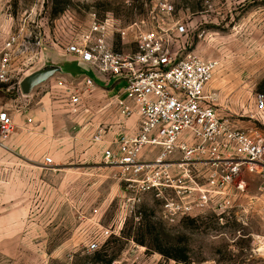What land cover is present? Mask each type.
<instances>
[{
  "label": "rangeland",
  "instance_id": "rangeland-1",
  "mask_svg": "<svg viewBox=\"0 0 264 264\" xmlns=\"http://www.w3.org/2000/svg\"><path fill=\"white\" fill-rule=\"evenodd\" d=\"M162 2L172 6L171 15L163 12ZM91 14L112 24L108 41L120 52L135 50L136 43L134 32L121 39L118 29L186 22L188 50L219 61L207 90L217 94L220 116L235 127L264 133V119L255 111L256 96L264 95V0H0V51L15 34L41 43L42 66L64 63L63 72L92 76L87 67L68 63L76 56L65 49L69 17L86 28ZM31 92L29 112L40 117L38 102L49 92L56 99L55 92L48 81ZM19 95L16 84L0 82V108L10 105L6 109L16 122L0 147V264H264V182L246 170L237 178L244 181L243 191L234 192L235 208L223 219L207 213L166 221L158 200L148 195L140 218L128 216L118 234L88 251L93 209H99L104 226L118 214L117 168L103 163L76 121L60 116L44 136L24 134ZM46 156L50 164L44 163ZM16 165L38 167L40 173L30 176L41 181L35 184L29 174L25 181L4 169ZM4 176L13 178L11 185H3ZM22 198L26 204L8 210L9 199ZM10 219L21 221L9 229Z\"/></svg>",
  "mask_w": 264,
  "mask_h": 264
},
{
  "label": "built area",
  "instance_id": "built-area-1",
  "mask_svg": "<svg viewBox=\"0 0 264 264\" xmlns=\"http://www.w3.org/2000/svg\"><path fill=\"white\" fill-rule=\"evenodd\" d=\"M161 8L169 15L173 11L167 2ZM68 24L66 52L87 64L98 79L124 81L121 93L112 95L101 110L113 105L118 123L134 115L138 119L133 132L122 131L111 144L100 145L103 163L117 168L123 194L109 225H102L99 209H93L86 230L88 251L118 234L128 216L140 218L147 195L158 200L166 221L207 213L223 219L235 208L234 192L243 191L244 181L237 180L243 170L264 182V133L235 127L220 116L217 94L207 90L219 61L188 50L186 22L171 19L155 30L136 24L118 29L121 39L129 30L135 34L136 49L126 52L112 48L108 39L113 26L95 14L86 28L72 17ZM40 54L39 41L7 37L0 51V82L16 84L23 94L20 81L42 66ZM49 83L69 114L90 113L87 103L98 87L94 79L73 76ZM102 97L107 98L105 91ZM255 111L264 119L263 94L255 98ZM15 128L12 114L0 108V147ZM103 134L104 129L97 128L90 141L103 142ZM44 163L50 164L51 158L46 156Z\"/></svg>",
  "mask_w": 264,
  "mask_h": 264
},
{
  "label": "crops",
  "instance_id": "crops-1",
  "mask_svg": "<svg viewBox=\"0 0 264 264\" xmlns=\"http://www.w3.org/2000/svg\"><path fill=\"white\" fill-rule=\"evenodd\" d=\"M67 61L68 63L71 62V63L77 64L80 67H87L90 70V72H92V76L86 75L83 73L78 74V75H72L70 72L68 73L64 72V73H59V76L57 77L53 76L50 81L53 82L59 78H66V77H73V76L75 77L76 76H89L92 79H94L98 87L95 90L94 96L87 103V106L90 108V113H88L86 116L83 115L82 117H74L73 115L69 114L68 108L63 107V105L59 103L58 100L54 99V96L50 97L48 95L50 94L49 92L46 94L48 97L47 100L43 101L44 97L46 98V96H43V98H41L40 101L38 102V104L39 103L40 104L43 103V104L40 105L39 113H37V115L40 114V117L37 116L35 118L32 112L31 111L29 112V107H28L30 99H32V97L34 96V92H31L25 95L23 94L24 96L21 94L22 96L19 95L20 99H18V102L21 104L20 107L22 110L21 112L23 114L21 128L23 129V133L27 134V136H31L34 134L35 138H38L39 136H44L46 134V131L48 132L51 127L56 125V123H58L57 121H59L58 118L62 116L65 119L69 120L70 122L76 121L78 127L80 128L79 133H81V135L86 137V140H88L89 145L93 144L97 146L98 151L100 152V155H101L100 145L102 143H104L105 145L111 144L114 140H116L117 135L120 132L122 131L133 132L136 129L137 121H138L137 116L134 115L126 120H123L124 122L118 123L117 117H114V114H113L114 112L113 105H108V107H106L104 110H101V107L109 102V99L111 98L112 95L116 93H121L123 86H124L123 80L117 79V78H112L107 81L100 80L95 76V74L88 67V65L82 62L81 60L75 58V59H71ZM63 64H60V65H63ZM48 84L50 85L49 81H48ZM103 91L106 92L107 98L102 97ZM4 107L6 109L10 107V105L4 106ZM63 125H66L67 127L68 124L67 123L62 124L61 126ZM99 127H102L104 129L103 142L92 143L90 141L91 134ZM4 169L12 173L14 172L19 173L20 174L19 178L25 181L27 180L26 176L28 174H29L28 176H30L31 173H34V174L36 172L40 173L38 172L37 170L38 167L36 166L16 165V166L4 167ZM30 177H34V180H32V182H34L35 184L41 181V179H39L37 175H33ZM12 180L13 178L11 176L9 177L4 176L2 179V183L4 186H9L11 185ZM119 188H120V195H122L123 191H122V186L120 185V183H119ZM26 201H27L26 198L18 199L17 202H11V200L9 199L5 204L7 205L8 210L9 209L13 210V206H16L17 204H22V202H25L26 204ZM14 221L15 223H17V222H20L21 220L10 219L6 221V223H8L9 229L13 227L12 224H14ZM14 230L17 231L16 228Z\"/></svg>",
  "mask_w": 264,
  "mask_h": 264
},
{
  "label": "water",
  "instance_id": "water-1",
  "mask_svg": "<svg viewBox=\"0 0 264 264\" xmlns=\"http://www.w3.org/2000/svg\"><path fill=\"white\" fill-rule=\"evenodd\" d=\"M57 73H64L60 64H47L39 67L22 78L20 81L21 92L29 94L34 87L49 81Z\"/></svg>",
  "mask_w": 264,
  "mask_h": 264
}]
</instances>
